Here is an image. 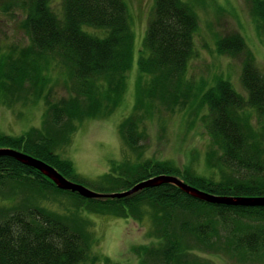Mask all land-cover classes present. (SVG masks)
<instances>
[{
    "label": "trees",
    "instance_id": "1",
    "mask_svg": "<svg viewBox=\"0 0 264 264\" xmlns=\"http://www.w3.org/2000/svg\"><path fill=\"white\" fill-rule=\"evenodd\" d=\"M1 1L3 11L14 6L26 10L23 27L30 43L0 51V102L14 107L43 101L46 112L42 125L27 133L0 134V147L28 152L76 177L73 163L61 158L58 150L70 143L77 124L107 115L124 100L135 63L130 7L125 0H62L58 9L54 0ZM210 5L206 0H155L138 56L141 75L134 104L148 117L152 108L161 112L155 108L158 100L169 109L196 106V119L210 135L204 163H199L197 153L183 165L153 158L133 162L129 157L116 164L118 176H104L108 183L129 189L169 174L218 195H264V73L244 35L233 32L219 37L216 50L242 57L245 91L237 90L224 75L211 85L202 80L204 88L187 81L200 29L198 8ZM252 11L264 40V0H252ZM143 73L149 77L146 82ZM59 82L67 88L66 94H56ZM136 116H127L120 126L131 150L139 147L141 139L143 116ZM137 152L141 158L143 149ZM47 189L61 191L39 170L0 155V264L103 261L94 252L98 239L89 222L97 213L149 220L155 240L132 246L136 264H211L200 260L195 248L223 252L244 263L264 261V205L211 203L175 183L159 182L121 198H87L70 191L77 198L76 208L58 212L38 205L44 197L37 202L41 194H32ZM105 262L122 264L109 257Z\"/></svg>",
    "mask_w": 264,
    "mask_h": 264
},
{
    "label": "rangeland",
    "instance_id": "2",
    "mask_svg": "<svg viewBox=\"0 0 264 264\" xmlns=\"http://www.w3.org/2000/svg\"><path fill=\"white\" fill-rule=\"evenodd\" d=\"M125 1L133 15L135 35V63L128 73L125 98L120 101V104L118 100L119 105L114 109L112 108L107 115L87 119L78 124L70 143L58 150L63 157L72 160L77 172L81 174L82 177L79 175L81 179L75 181L94 191L103 193L124 189L123 185H112L104 181L102 175L105 173L115 175L116 164L125 162L129 157L133 162L138 159L153 158L173 160L175 163L183 165L197 153L199 163L203 164L210 143V136L201 120L191 128L192 117L195 113H192L193 109L189 107V104L186 106L178 105L169 109L164 102L158 100L155 108H160L161 112L155 113L152 108L151 118L148 117L149 114H143V110L135 109L136 82L141 75H139L138 56L141 47H143L142 43L151 15L154 14L155 0ZM206 1L207 3L211 2V5L198 8L201 18L200 29L195 34V55L188 65L187 81L196 88L197 85H201L203 88L202 80H205L208 85L214 83L218 76L224 75L231 79L235 88L244 91L241 80L242 57L218 54L216 40L229 33L240 32L255 53L258 66L264 71V40L257 31L252 11V0ZM3 2L0 0V4ZM14 7L10 11L0 9L1 52L19 49L30 43L29 35L23 27L26 10L22 7L13 9ZM54 7L57 9L62 7V0H54ZM55 73L58 74L59 69H56ZM148 79V75L143 73L142 81L146 82ZM55 92L56 94H66L67 88L62 82H59ZM45 112L46 104L43 101L38 103L29 100L25 104L18 103L14 107H9L0 102V134L2 132L13 135L27 133L33 127L41 126ZM136 113L143 116L139 124L140 130H138L141 133V139L138 144L139 147L136 150H131L125 145L120 135V125L127 116L134 114L136 116ZM61 137L62 135L58 136V138ZM140 148L143 149L141 158L136 155ZM96 179L109 185H100ZM59 193L62 192H58L57 201H60L61 205L59 202L51 201L46 202L45 205L61 210L66 205L72 204L67 195ZM32 194H41L37 198L38 202L45 195H49L54 201V194L56 193L49 189L43 193L33 191ZM97 214H92L89 222H92L90 228L98 239L94 252L101 256L103 261L109 256L113 260L122 262V264H136L138 260L132 251V246L155 240L150 234L151 227L147 218L139 221L133 217L117 218L111 215ZM193 253L199 254L200 260L206 259L211 264H264V261L257 263L239 262L223 252L199 248H195ZM103 261L86 264H104Z\"/></svg>",
    "mask_w": 264,
    "mask_h": 264
},
{
    "label": "water",
    "instance_id": "3",
    "mask_svg": "<svg viewBox=\"0 0 264 264\" xmlns=\"http://www.w3.org/2000/svg\"><path fill=\"white\" fill-rule=\"evenodd\" d=\"M0 154H11L16 156L18 159L22 160L26 164H29L31 166H34L43 172H45L48 176L53 178L61 187L65 188H73V189H79L83 194L87 196H95L98 195L97 193H94L93 191L69 182L66 180L55 168H53L51 165L47 164L46 162L36 159L30 155L18 152L14 149H0ZM163 181H170L173 183H176L179 185L183 190L186 192L192 194L193 196L200 198L202 200H206L213 203H223V204H231V205H264V196H221L212 194L208 191L202 190L200 188H197L191 184H188L187 182L183 181L182 179L178 178L177 176L173 175H160L157 177L149 178L147 180H144L137 185H135L131 190H129L126 193H118L114 195H124L131 193L133 191H137L143 187L146 186H152L155 184H158L159 182Z\"/></svg>",
    "mask_w": 264,
    "mask_h": 264
}]
</instances>
